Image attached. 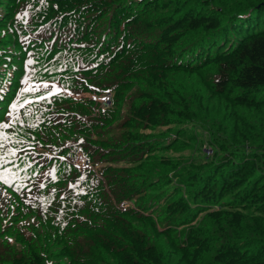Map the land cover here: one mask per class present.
<instances>
[{
    "label": "trees",
    "instance_id": "16d2710c",
    "mask_svg": "<svg viewBox=\"0 0 264 264\" xmlns=\"http://www.w3.org/2000/svg\"><path fill=\"white\" fill-rule=\"evenodd\" d=\"M26 79L0 264H264V0H0Z\"/></svg>",
    "mask_w": 264,
    "mask_h": 264
},
{
    "label": "snow or ice",
    "instance_id": "6c2138e0",
    "mask_svg": "<svg viewBox=\"0 0 264 264\" xmlns=\"http://www.w3.org/2000/svg\"><path fill=\"white\" fill-rule=\"evenodd\" d=\"M26 14L27 13H25V15ZM31 63H32V61L29 60L28 61V64H31ZM24 83H25V85H27L28 84V80L26 79L24 81ZM43 87L44 88H48V85L47 84H44ZM31 91H33V88L28 87V86L24 87L23 89L20 90L19 98L16 100V102H14V103H12L10 105V111L7 113V115L9 117H11L12 120L19 121V116L15 115V113L17 112L18 107H23L25 104H28L29 103V100L26 97L23 96V93H27V92H31ZM48 94L51 95L52 92L49 91ZM45 98L46 97L44 95L39 96V99H41V100H43ZM10 127H12L11 120L8 121V122H5V123H0V129H8ZM3 138H4L3 137V133H0V140H2ZM3 147H4L3 143H0V148H3ZM12 154L15 155V152L13 151Z\"/></svg>",
    "mask_w": 264,
    "mask_h": 264
},
{
    "label": "rangeland",
    "instance_id": "374dc122",
    "mask_svg": "<svg viewBox=\"0 0 264 264\" xmlns=\"http://www.w3.org/2000/svg\"><path fill=\"white\" fill-rule=\"evenodd\" d=\"M11 84H14L13 82H11ZM22 83H18V87L21 89V88H23L24 86H27V85H30V84H37V83H30V84H27V85H24V84H22V86L20 87V85H21ZM9 85V84H8ZM8 90L10 91L9 93H8V95H9V97L10 96H12V97H14L15 99H17L18 98V96H19V94H18V92L17 91H14L13 93H12V89H10L9 87H8ZM65 92V89L63 88V87H61L60 85H55L54 86V88H53V90L51 91L52 93H57V92ZM8 95H6V96H4V100H7L8 99ZM3 98V97H2ZM0 100H2V99H0ZM208 152L210 153L211 151L210 150H208ZM184 153L185 154H190V153H192L193 155H194V157L195 158H203L204 156H205V154L202 152V151H196V152H193V151H191V150H186V151H184Z\"/></svg>",
    "mask_w": 264,
    "mask_h": 264
},
{
    "label": "bare ground",
    "instance_id": "6f19581e",
    "mask_svg": "<svg viewBox=\"0 0 264 264\" xmlns=\"http://www.w3.org/2000/svg\"><path fill=\"white\" fill-rule=\"evenodd\" d=\"M89 3V2H88ZM84 5V4H83Z\"/></svg>",
    "mask_w": 264,
    "mask_h": 264
}]
</instances>
